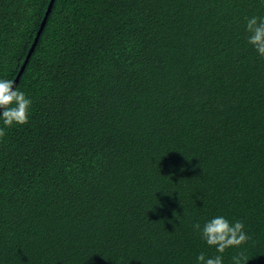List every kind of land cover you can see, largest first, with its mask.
Instances as JSON below:
<instances>
[{
  "label": "trees",
  "instance_id": "trees-1",
  "mask_svg": "<svg viewBox=\"0 0 264 264\" xmlns=\"http://www.w3.org/2000/svg\"><path fill=\"white\" fill-rule=\"evenodd\" d=\"M49 1L0 0V79ZM252 16L264 0H54L15 86L28 123L0 138V264H197L215 216L251 237L223 264H264Z\"/></svg>",
  "mask_w": 264,
  "mask_h": 264
},
{
  "label": "clouds",
  "instance_id": "clouds-1",
  "mask_svg": "<svg viewBox=\"0 0 264 264\" xmlns=\"http://www.w3.org/2000/svg\"><path fill=\"white\" fill-rule=\"evenodd\" d=\"M246 41L261 58H264V17L245 18ZM32 100L25 92L15 88L12 80L0 79V138L6 135V128L28 123ZM193 229L210 247H214L216 255L207 257L203 252L196 256L197 264H223V253L230 247L238 248L247 243L251 237L244 231L242 221L230 222L224 216H215L203 225L194 223ZM248 256L239 252L232 257V264H246Z\"/></svg>",
  "mask_w": 264,
  "mask_h": 264
},
{
  "label": "water",
  "instance_id": "water-1",
  "mask_svg": "<svg viewBox=\"0 0 264 264\" xmlns=\"http://www.w3.org/2000/svg\"><path fill=\"white\" fill-rule=\"evenodd\" d=\"M53 1H54V0H50L49 3H48L47 9H46V11H45V14H44L42 20H41V23H40L39 29H38V31H37V33H36V36H35V38H34V41H33V43L31 44V46H30V48H29V50H28V52H27V54H26V56H25V59H24L22 65L20 66V69H19L17 75L15 76V78H14V80H13V84H14V86H16V84H17V82H18V80H19V77H20V75L22 74V71H23V69L25 68V65L27 64V62H28V60H29V57H30L31 53H32L33 50H34L35 44H36V42H37V39H38V37H39V34H40L41 30L43 29V27H44V25H45V22H46V19H47L48 13H49V11H50V9H51V6H52V4H53Z\"/></svg>",
  "mask_w": 264,
  "mask_h": 264
}]
</instances>
